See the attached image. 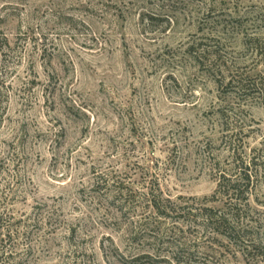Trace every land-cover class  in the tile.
Returning <instances> with one entry per match:
<instances>
[{
    "label": "rangeland",
    "instance_id": "374dc122",
    "mask_svg": "<svg viewBox=\"0 0 264 264\" xmlns=\"http://www.w3.org/2000/svg\"><path fill=\"white\" fill-rule=\"evenodd\" d=\"M234 76H264V0H0V264H264V98ZM151 194L234 208V240Z\"/></svg>",
    "mask_w": 264,
    "mask_h": 264
},
{
    "label": "trees",
    "instance_id": "16d2710c",
    "mask_svg": "<svg viewBox=\"0 0 264 264\" xmlns=\"http://www.w3.org/2000/svg\"><path fill=\"white\" fill-rule=\"evenodd\" d=\"M191 49L193 52L196 53L195 55L198 61H200L199 59L201 57H204L207 53V50L203 49L201 45L196 46V48H194V46L192 45L189 50ZM233 84L234 89L238 90L242 89L246 91V89L254 88L256 92L260 95V97L264 98V76L261 77L260 81L254 85H250L248 82H246L239 76H234V78H230L228 85L231 86ZM231 149H233L234 151V148L231 147ZM251 165L253 167H256L258 164L256 163V161L252 160L249 165L245 166V164L242 162V164H236L235 170L233 172H229L230 174L227 171L221 172L218 180V189L212 199L219 198V200L224 201L225 204H232L234 199H240L241 201H243V199L247 200L251 190L255 188V186L252 187V174L250 173V168L252 167ZM114 193L115 195L112 198V203L113 205L119 204V210L123 211L125 209L123 206L126 205L127 202H129L128 196H125L123 190L121 189L114 190ZM151 195L152 196L150 197V199L147 200V203H149V207L153 209L152 211L156 214L157 217H163L164 219H167L172 217L171 215L175 214V219L187 221L190 216L198 215L203 219V223L199 224L201 225V227L219 233L227 237L231 241L234 240V233H236L238 225L237 223H239V220L237 222H235L234 220V208H228L220 214L210 208H204L194 214L193 210L190 209L187 204L185 206H175V202H172L170 199L165 200L162 199V196L160 195ZM236 211L237 215H239V211ZM7 235L8 237L12 238L17 234H15L13 230H8ZM1 241L4 242V240ZM6 251H9L11 253L10 255L14 253L13 249L11 248H9V250L3 247L0 248V254H4L6 253ZM142 258L150 257L149 255H143L136 258L135 260H140Z\"/></svg>",
    "mask_w": 264,
    "mask_h": 264
}]
</instances>
